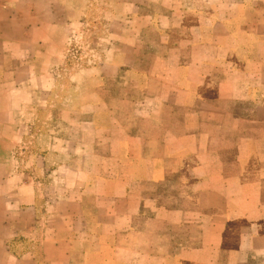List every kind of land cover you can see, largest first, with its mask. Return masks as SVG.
Instances as JSON below:
<instances>
[{
    "label": "crops",
    "instance_id": "crops-1",
    "mask_svg": "<svg viewBox=\"0 0 264 264\" xmlns=\"http://www.w3.org/2000/svg\"><path fill=\"white\" fill-rule=\"evenodd\" d=\"M23 2L0 0V264H264V0L143 9L70 86Z\"/></svg>",
    "mask_w": 264,
    "mask_h": 264
},
{
    "label": "rangeland",
    "instance_id": "rangeland-1",
    "mask_svg": "<svg viewBox=\"0 0 264 264\" xmlns=\"http://www.w3.org/2000/svg\"><path fill=\"white\" fill-rule=\"evenodd\" d=\"M51 9H41L42 0H24V9H15V29L21 27L19 18L33 25L42 21L47 29L34 28L28 33L39 39L46 33L49 42V58H53L59 47L66 46L67 64L64 76L59 81L70 86L69 71L76 64H89V59L98 58L107 48L118 44L123 36L129 43L135 38V24L143 9H159L174 6L181 0H45ZM16 3V2H15ZM14 29V30H15Z\"/></svg>",
    "mask_w": 264,
    "mask_h": 264
}]
</instances>
